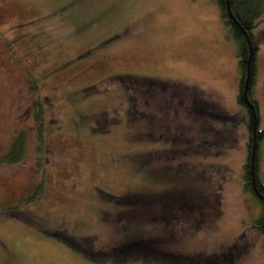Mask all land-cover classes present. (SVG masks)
<instances>
[{
  "label": "rangeland",
  "instance_id": "rangeland-1",
  "mask_svg": "<svg viewBox=\"0 0 264 264\" xmlns=\"http://www.w3.org/2000/svg\"><path fill=\"white\" fill-rule=\"evenodd\" d=\"M238 52L215 0H0V264H264Z\"/></svg>",
  "mask_w": 264,
  "mask_h": 264
},
{
  "label": "trees",
  "instance_id": "trees-1",
  "mask_svg": "<svg viewBox=\"0 0 264 264\" xmlns=\"http://www.w3.org/2000/svg\"><path fill=\"white\" fill-rule=\"evenodd\" d=\"M215 1L220 7L221 17L224 19V21L233 30V35L236 37L237 41L239 42V52H238L239 67L242 71V75H244L245 69H246V61H247L248 54H249L247 40L244 37V34H243L242 30L240 29V27L238 25H236V23L233 20L230 21L228 19L230 17V15L227 11L226 0H215ZM228 2H229L230 11L233 14L234 18L237 20L238 24L249 34L250 39H251L253 54H255V50L259 47V44L261 41L259 39L254 38L251 31L254 28V26H256V20L264 11V0H228ZM225 19H227V20H225ZM252 57H253V55H252ZM250 69L251 70L254 69V64H252V62L250 65ZM123 77L124 76L119 77V78L123 79ZM143 79L149 80L150 82H153V81H151L152 79L150 80V78L147 79L144 77ZM242 82L243 81L241 79V83H240L241 86L243 84ZM96 90H97V86L95 84H93L91 86L81 88V90L80 89L77 90V93H83L82 94L83 98H86L88 96H91L94 92H96ZM249 96H250V93H249ZM241 102L243 104V101H241ZM245 106H247V105H245ZM40 110L42 111L43 109H40ZM252 115H253L252 112L249 111V119L247 118L248 120H246L248 132H249L248 152L250 150L251 143H252V128H253L254 121H255V118ZM41 116H42L41 112H37V119L41 120ZM82 116L83 115L81 114V111L73 113L71 121H73L72 124H74L75 127H78V124L82 123V122L79 123V120H80V118H82ZM256 130H258V126L256 127ZM40 136H41V131H40ZM263 136H264V130L260 129L259 132L256 131V138H258L259 141ZM23 147H24L23 135L21 134V135L17 136L16 140L13 141L12 148L10 149V151L7 154H2L0 152V162L18 161L22 157V152L24 150ZM255 157H256V160L254 163V169H255V174L257 176L258 149L256 150ZM248 162H249V157H247V160L244 164V168H245L244 186L246 189H249L254 194L249 183L247 182L250 179V170H249ZM259 189H260V191H264V184H262ZM125 198L127 200L130 199L129 202H132V203L139 201V200H135L134 198H127L126 196H125ZM138 198H141V197L138 196ZM134 207L135 206H133L132 208H134ZM260 225H261V229H263V231H264V216H263V219H262ZM141 242H139V243L128 242L125 245H123V247L124 246H126V247L124 249H122L121 251L127 252V254L126 253L125 254L129 255V256L133 255V254H137L139 252V248H143L145 246V244L141 243ZM133 248L135 249V251L131 252V250Z\"/></svg>",
  "mask_w": 264,
  "mask_h": 264
},
{
  "label": "water",
  "instance_id": "water-1",
  "mask_svg": "<svg viewBox=\"0 0 264 264\" xmlns=\"http://www.w3.org/2000/svg\"><path fill=\"white\" fill-rule=\"evenodd\" d=\"M226 4H227V11H228L230 17L236 23V25H238L240 27V29L242 30L244 37L246 38L247 43H248L249 54H248V58L246 61V69H245L244 82H243V86H242V94H243V99H244L245 104L248 106H252V103L248 97V86H249V79L251 76L250 65H251V60H252V55H253L251 39H250L249 34L238 24L237 20L234 18L233 14L231 13L228 0H226ZM256 127H257V121L255 119L254 125L252 128V143H251V149H250L249 170H250V175H251L252 187H253L254 191H256L260 195V193L257 190V186H256V174H255V169H254L255 153H256V147H257ZM261 197L264 198L262 195H261Z\"/></svg>",
  "mask_w": 264,
  "mask_h": 264
},
{
  "label": "flooded vegetation",
  "instance_id": "flooded-vegetation-1",
  "mask_svg": "<svg viewBox=\"0 0 264 264\" xmlns=\"http://www.w3.org/2000/svg\"><path fill=\"white\" fill-rule=\"evenodd\" d=\"M230 21H232V19L229 17L228 18ZM225 20H227V19H225ZM246 60V59H245ZM252 64H254V54H253V57H252ZM255 72V69H253V70H251V76H250V79H249V86H248V97H249V92H250V90H251V84H252V81H253V73ZM244 77H245V73H244V75H242V77H241V79H242V81L244 82ZM242 82V83H243ZM242 86H243V84H242ZM250 98V97H249ZM241 101H243V105L245 106L246 104H245V102H244V99H243V94H242V89H241V95H240V98H239ZM251 101V103H252V106H245L246 107V109H247V111H248V113H249V111H251L252 112V116L256 119V121H257V126H258V106H257V104H256V102L254 101V99H252V100H250ZM250 109V110H249ZM248 119H249V117H248ZM247 119V120H248ZM256 131H260V128H258V130H256ZM259 135V134H258ZM261 140V139H260ZM257 147H256V150L258 149V146H259V143H260V141H259V139L257 138ZM250 149H251V147H250ZM247 157H249V162H248V164H250V150H249V152H248V156ZM255 160H256V157H255ZM257 166H258V160H257ZM257 175H258V171H257ZM248 183H249V185H250V187H251V189H252V191L254 192V194H255V196L260 200V202H261V204H262V206H263V210H264V198H262L261 197V195L264 197V191H260V186L263 184V183H261L260 182V180H259V178H258V176H256V186H257V190H258V192L260 193V195L256 192V191H254V189H253V187H252V182H251V175H250V179H249V181H247ZM188 201V200H187ZM146 202H149V200L147 201L146 200ZM148 204V203H147ZM187 207L188 208H190V207H192V203H191V205L189 204V202L187 203ZM199 207V205H195L194 206V208H195V210L197 209ZM198 211V210H197ZM196 211V212H197ZM189 212H193V211H189ZM189 214H192V213H187V215H189Z\"/></svg>",
  "mask_w": 264,
  "mask_h": 264
}]
</instances>
